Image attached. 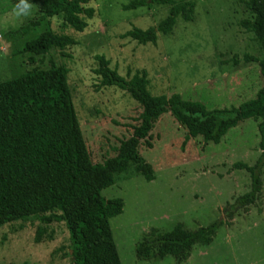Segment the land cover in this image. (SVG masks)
I'll list each match as a JSON object with an SVG mask.
<instances>
[{
  "label": "rangeland",
  "instance_id": "rangeland-1",
  "mask_svg": "<svg viewBox=\"0 0 264 264\" xmlns=\"http://www.w3.org/2000/svg\"><path fill=\"white\" fill-rule=\"evenodd\" d=\"M129 1L89 0L86 6L94 9L93 18L86 19L87 27L77 32L60 16L44 20L40 1L35 2L31 16L17 18L12 11L16 0H0V82L46 64L48 56L21 52L24 42L37 36L45 21L55 34L78 43L51 55L68 69L73 106L94 164L116 155L115 149L132 135L141 113L140 105L126 92L97 88L96 56L103 55L110 68L126 78L146 70L153 95L177 93L210 110L238 107L255 98L264 84L258 62L243 60L244 56L262 58L253 33L241 27V21L252 18L245 0H174L190 5L193 19L185 21L179 15L171 33H158L156 44L144 45L125 33L133 27H156L170 6L124 11ZM30 22L41 25L27 34L16 31ZM258 122L239 123L218 144L197 137L182 147L186 131L169 113L161 115L150 133L153 147L139 146L154 179L147 182L130 167L101 191L106 200L121 198L124 203L122 213L110 219L122 264H176L172 256L138 260L135 246L152 228L165 232L178 223L188 230L207 226L222 218L227 203L249 191L248 173L232 165H253L259 157ZM38 229L43 231L36 241ZM67 252L69 234L62 222L43 225L31 219L0 227V264H73ZM181 264H264V170L256 206L220 227L209 246H195Z\"/></svg>",
  "mask_w": 264,
  "mask_h": 264
},
{
  "label": "trees",
  "instance_id": "trees-1",
  "mask_svg": "<svg viewBox=\"0 0 264 264\" xmlns=\"http://www.w3.org/2000/svg\"><path fill=\"white\" fill-rule=\"evenodd\" d=\"M42 3L43 19L60 16L65 25L77 32L87 27L94 9L89 0H33ZM252 18L241 27L253 33L259 42L262 58L244 56L245 62H258L264 82V0H245ZM170 6L168 15L156 27H133L126 37L138 44H156L158 33H171L176 18L193 19L190 5L174 0H130L124 11ZM40 22H30L17 29L27 34ZM78 44L69 36L57 35L48 21L41 32L26 40L21 52L48 56L43 67L34 66L18 77L0 82V227L12 222L38 220L47 225L64 223L69 234L73 264H122L114 242L110 219L123 211V200H106L101 191L115 183V176L133 167L147 182L154 179L152 166L140 155L139 146L151 149V132L157 120L169 113L186 134V142L201 137L205 143L218 144L239 123L258 120L260 155L253 165L236 162L233 169L245 171L250 189L227 203L222 218L194 230L178 223L165 232L152 228L135 246L138 260H161L172 256L176 264L185 262L195 246L207 247L220 227L229 226L241 212L256 206L262 188L264 170V84L255 98L238 107L207 109L198 101L185 100L179 94L153 95L146 70L130 77L121 76L103 55L96 56L100 87H116L126 92L141 107L138 125L132 135L120 141L116 155L94 164L88 153L81 126L73 106L67 81L68 69L52 57L56 49ZM66 57V56H65ZM31 61V60H30ZM236 63L237 59L233 58ZM37 230L36 241L42 234Z\"/></svg>",
  "mask_w": 264,
  "mask_h": 264
},
{
  "label": "clouds",
  "instance_id": "clouds-1",
  "mask_svg": "<svg viewBox=\"0 0 264 264\" xmlns=\"http://www.w3.org/2000/svg\"><path fill=\"white\" fill-rule=\"evenodd\" d=\"M34 4L33 0H16L12 11L17 18H27L31 16Z\"/></svg>",
  "mask_w": 264,
  "mask_h": 264
}]
</instances>
